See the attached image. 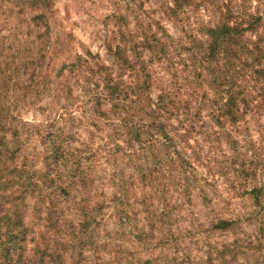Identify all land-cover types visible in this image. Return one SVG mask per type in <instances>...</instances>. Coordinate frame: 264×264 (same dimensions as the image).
I'll return each mask as SVG.
<instances>
[{"label":"rangeland","instance_id":"1","mask_svg":"<svg viewBox=\"0 0 264 264\" xmlns=\"http://www.w3.org/2000/svg\"><path fill=\"white\" fill-rule=\"evenodd\" d=\"M172 2L52 0L48 41L32 44L34 40L26 28L22 30L20 26L13 25L15 29H8L0 17V43L3 48L10 47L8 53L12 54L13 50L16 57H21L20 54L28 49L32 48L36 53L49 45L68 52V56L60 57L55 68L62 63L68 64L75 54L88 59V52L94 57L92 64L107 66L115 75L117 70L113 58L105 46L116 33L119 17L125 18L128 29L137 33L146 29L147 24L149 32H156L155 23L159 22L170 38L188 45L191 37L201 40L202 29L218 20L228 8L260 14L261 28L255 34L257 36L250 39L259 37L264 41V0H180L176 16L164 17L165 5L170 6ZM136 18L142 24L139 29ZM180 58L186 59L184 53ZM179 66L176 65L183 72L179 74L181 78L190 79L192 69ZM14 67L10 65V69ZM151 71L158 84L170 82L171 76L164 64H155ZM129 76L131 79L124 78L126 82L136 78L135 73ZM138 80L141 81L140 76ZM240 81L237 86H240ZM247 82L249 89H253L252 95L246 97L249 108L238 124L227 129H220L209 120L210 112L216 110L225 97L210 90L209 79H205L202 85H191L199 94H208V101L191 105H195V109L201 106L198 124L204 128L195 126V133L188 137L186 143L176 142L177 149L190 166L186 174H167L157 180L143 178L147 162L151 166L153 164L146 153L144 159L139 158L142 160L137 161L141 162L138 165L133 161L138 158H133L131 147L121 139L116 141L121 149L115 151L110 128L96 118L91 104L86 101L88 93L81 91L83 81L76 86H73L72 80L70 83V95L77 100L66 107L63 118L68 113L73 120H62V98L50 106L51 96H56L58 92L56 83L51 84V91H43L42 96L32 98L33 95L29 94L25 101L18 103L12 115L23 122L41 126L44 131L21 135L19 155L31 164L30 172L43 169L42 140L53 132H59L60 139H66L76 154L81 153V160L86 159L70 188L73 195L70 199L76 198V202L80 203H60L59 206L62 226L64 220H75L73 226L77 229L80 207H86L90 214L87 230L81 232L76 242L65 246L62 255L64 264H264V199L259 207L250 195V190L256 188L264 193V82ZM88 85L93 90V82ZM174 90L173 85L168 88L169 92ZM152 92L150 98L153 101L157 91ZM180 92L187 98L185 89ZM196 97L198 102L201 96ZM187 99L193 102L196 98L191 96ZM213 102L217 106H213ZM182 120L181 115H173L169 124L179 129L178 121ZM133 121L138 123L139 119L133 118ZM211 130L218 132L219 137L201 133ZM68 135L73 139H68ZM133 146L138 148L136 144ZM20 156L15 160L18 164L24 162ZM138 166L143 170L136 171ZM6 202L2 201L3 206H7ZM33 202L30 198L27 200L24 213V223L32 230L25 238V255L32 256L34 244L31 239L38 242L40 232H43L49 246L46 253L55 251L59 244L70 243L68 233L71 228H67L68 233L62 232V235L54 226L45 229L48 224L45 213L38 218L34 214ZM218 220L234 221L235 226L224 232L214 230L212 226ZM40 244L38 247L43 250L45 242Z\"/></svg>","mask_w":264,"mask_h":264},{"label":"trees","instance_id":"2","mask_svg":"<svg viewBox=\"0 0 264 264\" xmlns=\"http://www.w3.org/2000/svg\"><path fill=\"white\" fill-rule=\"evenodd\" d=\"M172 1L170 6L165 5L162 13L164 17L176 16L180 0ZM51 15L52 0H0V17L5 27L15 29L13 25H18L22 30L26 28L30 38L34 40L32 44H44L45 40L48 41ZM136 21L138 29L141 28V21L137 18ZM117 22L120 24L116 33L112 34V39L105 46L113 58L117 70L115 75H112V69L107 66L92 64L94 57L88 52V59L75 54L68 64L62 63L55 68L60 57L68 56V52L49 45L36 53L32 48L24 54H20L21 51V57H16L13 50L12 54L8 53L10 47L3 48L4 45L0 43V264H64L62 255L65 248L76 242L81 232L87 230L89 223L90 214L84 206L77 213V229L73 226L74 219L64 220L63 226L59 222L62 215L60 203H80L76 202V198L70 199L73 196L70 188L76 174L82 170V162L86 160H81V153L76 154L69 146L66 136L63 137L65 141H62L61 134L53 132L42 140L43 169L40 171L30 172L31 164L19 155L18 145L24 132H44L41 126L23 122L12 115L14 107L25 101L29 94L33 95L32 98L42 96L43 91H51V84L56 83L55 89L58 92L55 93L56 96H51L50 106L60 98L64 100L61 107L64 110L62 120L65 122L73 120L68 113L63 118L66 107L72 106L73 101L77 100L70 95L71 80L73 86L83 81L81 91L88 93L86 101L91 104L96 118L110 128L115 151L121 149L116 144L121 139L131 147L133 158H138L133 161L138 165L141 162L137 161L142 160L139 159L142 157L144 159L146 153L153 164L151 166L147 162L143 178L157 180L167 174L185 175L187 167H190L185 162L183 153L177 149L176 142L186 143L188 137L195 133V126L204 128L198 124L201 106L195 109V105H191L208 101V94H199L191 87L193 83L202 85L205 79H209L210 90L225 97L218 106L213 102L212 105L217 108L210 112L209 120L216 127L227 129L238 124L249 108L246 97L252 95L253 89H249L247 81L253 80L255 84L264 82V41L259 37L256 40L250 39L257 36L255 34L261 28L260 14L228 8L220 14L218 20L202 29L201 40L196 36L191 37L188 45L170 38L159 22L155 23L156 32H149L150 26L147 24L146 29H142L140 33L128 29L125 18L119 17ZM182 53L186 59L180 58ZM159 63L164 64L170 73V82L158 84L153 79L152 67ZM10 65L15 67L10 69ZM176 65L192 69L191 80L189 77L183 80L179 75L183 72ZM134 73L136 78L132 82L124 80L125 76L131 79L129 74ZM139 76L141 81L138 80ZM239 80L240 86H237ZM92 82L93 90L88 85ZM172 85L175 90L169 92L168 88ZM182 89L186 90L187 98L195 96V101L191 102L181 96ZM153 90L157 94L152 101L150 95ZM198 95L201 97L197 102ZM173 115L182 116L183 120L178 121V124L183 129L169 124ZM114 117L118 119H111ZM133 118L139 119V122H134ZM213 130L201 133L219 137L218 132ZM67 137L72 138L70 135ZM42 138L40 135V139ZM134 144L138 148L134 149ZM17 156L24 159V162H15ZM142 170L140 166L136 169ZM13 190L14 192H10ZM250 195L255 205L260 207L264 199L263 190L252 189ZM29 198L34 201V214L38 218L45 213V222L48 223L45 229L54 226L62 235V232H67V228H71V232H67L71 238L70 243L59 244L55 251L46 253L49 246L43 232H40L37 239L40 243L45 242L44 249H40L38 246L41 244L31 239L34 244L32 256L25 255V238L32 231L24 223ZM1 200L7 201V206H3ZM234 226V221L218 220L212 228L224 232Z\"/></svg>","mask_w":264,"mask_h":264}]
</instances>
